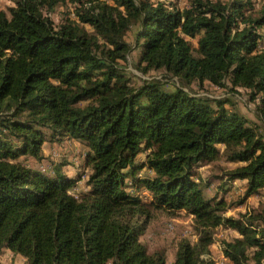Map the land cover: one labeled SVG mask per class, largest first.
<instances>
[{"label":"trees","instance_id":"16d2710c","mask_svg":"<svg viewBox=\"0 0 264 264\" xmlns=\"http://www.w3.org/2000/svg\"><path fill=\"white\" fill-rule=\"evenodd\" d=\"M12 1L0 9V257L217 264L224 227L238 233L222 241L230 264H264V208L225 214L236 181L238 204L264 190V0H73L77 18L59 25L50 14L66 0ZM134 49L144 74L164 73L135 82L123 64ZM194 82L243 89L261 123L231 97L189 91ZM65 138L86 148V190L73 191L85 174L67 163L49 173L28 160ZM222 156L236 167L210 195L200 168ZM154 211L194 220L197 240L181 239L171 262L141 240Z\"/></svg>","mask_w":264,"mask_h":264},{"label":"rangeland","instance_id":"374dc122","mask_svg":"<svg viewBox=\"0 0 264 264\" xmlns=\"http://www.w3.org/2000/svg\"><path fill=\"white\" fill-rule=\"evenodd\" d=\"M227 1V0H223ZM255 7L259 8L263 0H253ZM178 7H189L193 0H174ZM14 6L12 0H0V9L9 12V7ZM79 7L73 0H66L65 3H60L55 10L50 14L55 24L64 23L66 19H76V11ZM135 26L132 27L126 34V40L130 43L134 41ZM196 44V40H192ZM140 54L137 49H134L128 56V61L123 62L126 66L129 75L135 82H139L141 77H160L164 70H154L144 74L139 67ZM182 83L180 80L174 79L169 82L172 87L173 84ZM189 91L207 95L210 97H231L242 113L247 115L250 119L261 123V119L257 114V101H252L249 94L241 90L239 95L226 94V90L219 88L210 82L200 84L194 82L188 87ZM264 124V122H262ZM44 156L38 160L33 157H28V160L34 166L39 167L42 171L51 172L55 164L67 163L64 165L65 170L71 175L79 173L85 174L84 178L79 182L78 187L74 188V192H80L86 189V173L89 169L84 166L86 148L83 144L76 140L65 138L61 141L47 142L45 144ZM144 157V154L141 155ZM236 164L227 162L223 156L211 164L203 165L200 168V174L204 179H211L210 187L206 191L210 195L214 194L217 187L220 185L224 175L228 169H233ZM223 175V176H222ZM215 176V177H214ZM244 184L242 181H236L232 189L227 193V200L230 203L229 209L226 211L227 216H239L245 212L252 210H262L264 208V190L258 195L252 196L245 200L244 203L238 204L244 196ZM221 194L218 193V196ZM197 233L194 228V220L191 216L183 211L176 214H169L166 211H154L148 228L141 240L147 245L150 252L164 251L169 259L173 261L177 249V245L181 239L187 238L191 241L197 240ZM238 233L224 227H219L215 233V241L211 245V256L217 264H230L224 256L222 241H231L237 237ZM3 264H28L23 256L15 255L9 250H5L0 257Z\"/></svg>","mask_w":264,"mask_h":264},{"label":"crops","instance_id":"0c3cea01","mask_svg":"<svg viewBox=\"0 0 264 264\" xmlns=\"http://www.w3.org/2000/svg\"><path fill=\"white\" fill-rule=\"evenodd\" d=\"M75 190V189H74ZM84 190H86V189H84Z\"/></svg>","mask_w":264,"mask_h":264}]
</instances>
